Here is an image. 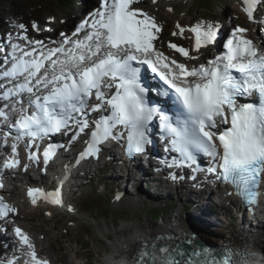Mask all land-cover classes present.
Here are the masks:
<instances>
[{
  "label": "snow or ice",
  "instance_id": "1",
  "mask_svg": "<svg viewBox=\"0 0 264 264\" xmlns=\"http://www.w3.org/2000/svg\"><path fill=\"white\" fill-rule=\"evenodd\" d=\"M140 2L99 0L71 35L60 33L59 40L30 37L28 26L20 23L6 42L0 41V150L11 141L0 177L21 166V144L38 167L42 155L46 172L64 147L51 142L57 134L68 135L70 143L84 141L77 163L99 158L109 141L121 144L130 159L144 155L154 143L152 125L158 121L166 151L176 154L165 166L191 170L170 172L168 179L196 180L204 172L230 185L254 209L264 197V37L257 44L248 38L247 28L237 25L229 30L221 53L201 59L223 26L199 21L187 29L192 47L169 41L174 54L167 55L157 43L164 26L137 7ZM262 4L264 0H243L250 22L264 24L254 15ZM176 29L173 36L188 38L179 22ZM31 30L51 29L33 21ZM259 31L264 33V27ZM200 156L208 158L207 167L199 163ZM23 167L27 171L28 165ZM27 195L33 205L40 199L63 205L62 184L53 191L29 188ZM68 211L75 209L69 205ZM10 214L17 209L0 196V218ZM14 231L19 255L0 264H50L23 229ZM133 264H264V249L246 238L211 248L195 234L162 233L144 242Z\"/></svg>",
  "mask_w": 264,
  "mask_h": 264
},
{
  "label": "rangeland",
  "instance_id": "2",
  "mask_svg": "<svg viewBox=\"0 0 264 264\" xmlns=\"http://www.w3.org/2000/svg\"><path fill=\"white\" fill-rule=\"evenodd\" d=\"M167 1L169 0L155 3V8H151L157 17V21H163L162 24L167 26L168 30L175 31L177 22L182 26H187L195 21L206 20V18H212L216 22L218 19L228 18V20L224 19L226 23H229V20H238V23L240 21L244 23L241 20L244 10L241 8L240 0H205V9L198 11H196V8L200 0L177 2L171 5ZM169 8L172 11H168ZM78 9L77 3H74V5L72 3V8L68 9L70 11L68 13L66 12L67 9L63 8L57 0H0V28L7 27L4 22L7 19L11 22L23 23L26 26L33 21H39L41 27H43L44 24L49 23L51 17H54V19L49 24L55 25L57 23L56 19H60L59 16L68 15L65 16L66 19L61 26L55 25L56 29H61L62 26L65 29L69 25L66 23L73 19V14L76 16L74 11H78ZM157 9L158 11H156ZM225 25L227 24L222 25L223 28H225ZM187 32L189 31L187 30ZM28 33L29 36L32 35L30 31ZM111 171L112 168L100 171L97 176L90 178L91 183L86 186L82 181H79L81 188L78 195L74 197L75 201L68 202L67 211L55 212L51 219L44 217L42 211L28 212V209H23L18 222L23 224L26 230L35 233L34 237L40 243V252L43 256L53 260L55 264H70L72 261V264H99V260L105 261L108 256L113 255L109 248L111 241L106 238V236H109L113 241L115 239L113 232H117L120 237H123L128 236L130 231L163 230L170 228L171 225L176 227L175 230H181L193 220L194 212L192 208H194V205L192 202L189 203L180 199L173 190V194L169 195L168 199L158 197L160 202L157 203L155 202L156 198L148 194L146 186L143 187V184H139L131 194H128V191L123 192L125 195L120 198L118 202L120 204L114 205L112 201L115 194L114 184L108 179ZM153 188L154 183L151 184L150 194ZM139 190L141 191L140 195H138ZM135 192L136 194H134ZM142 194L144 195L141 196ZM17 196L18 198L8 197L14 199L18 204L21 195L17 194ZM203 202L209 204L210 211L218 207L211 199ZM183 203H185V206ZM69 205L73 206L74 212L68 211ZM163 205L165 208H163ZM226 206L227 203L223 205L227 208ZM178 208L179 212H177ZM205 208L200 209L202 213H205L203 212ZM150 209L157 210V212H151ZM217 209L220 210V208ZM205 215L210 217V213ZM111 218L114 219L113 223ZM215 219L214 222L222 220V223H216L218 226L226 225L224 229L227 226L232 228L233 225H237L239 222L237 208L234 207V213L233 211L226 212V214L220 216V219L218 217H215ZM231 219L233 220L231 221ZM228 220L231 221V225H228ZM260 227L262 235L261 249H264V219ZM230 228L225 231L224 229L220 230V227L216 230H220L218 232L199 229L197 233H201L200 240L203 239V235H207L210 241L211 237H227L230 234ZM175 230L172 232H176Z\"/></svg>",
  "mask_w": 264,
  "mask_h": 264
},
{
  "label": "bare ground",
  "instance_id": "3",
  "mask_svg": "<svg viewBox=\"0 0 264 264\" xmlns=\"http://www.w3.org/2000/svg\"><path fill=\"white\" fill-rule=\"evenodd\" d=\"M167 2L168 3H177V2L183 3V2H191V0H169ZM141 3H142V0H141L140 4ZM140 4H138L136 6L139 7ZM93 5H94V1H93ZM96 6H97V3H95V7ZM71 21H72V19H70V22L69 23H66V24H70ZM13 28L15 29V31H18V27L17 26H14ZM66 29H68L67 26L65 27L64 30H66ZM224 30L225 29L222 27L220 33L223 34ZM66 31H69V30H66ZM220 35H219V38H220ZM247 36H248V38L252 39L255 43L260 44L261 38H259L258 36H256V32H252L251 34L249 33V34H247ZM37 37L40 38V36L36 35V39H37ZM219 38H218L217 42L215 43L216 48H217L216 50H218V48H220V47H218V45H219ZM55 39L56 40H59V37H56ZM2 41H5L6 42L7 40H2ZM157 43H158V46H159V42H157ZM214 53H215V51H214ZM204 57H206V56L203 55L201 57V59H203ZM208 58H211V57H208ZM183 60L184 59L182 58L181 61H183ZM133 163L136 166V160L134 162H132V164ZM87 164L88 165L85 166L84 170H82V171L79 170V174L78 175H77L76 169H74L75 172H76V176H74V174H72L71 177L69 179H67V180H65V175L71 173V167H70L69 171H67L65 173H62V174L53 173V177L50 175L49 176V179H51V182H50V185L51 186L49 185L50 189H52V188H54L56 186L57 187L58 186H61V184H62L63 192L65 194H67V197L69 198L68 199L69 200L68 202H74L75 201L74 200V197L76 195H78V191L81 188V185L78 182L79 181H82L83 184H84V180H85V182L88 181L90 178H92L96 174V172L99 169H102V168L105 167V164H103L102 166L94 169L93 167L89 166V164H90L89 161H87ZM138 167L139 166H136L135 167L136 168L135 169L136 172H125V171L123 172V171H119V170H117V171H111L109 173V175H108V179L111 182H113V184H114L113 185V188H114L113 190H115V192L116 191L117 192L118 191L119 192L120 191H123V192L128 191V194L129 193L131 194V193H133V190L138 186V184H141L144 179H145V181L148 180L147 173L150 170H155V169H153L151 167H146L145 170H142V172H141V170ZM85 169H86V171H85ZM87 169H90V170L87 171ZM157 173H159V172H157ZM58 177H59V179H58ZM163 177L164 176L161 175V178H163ZM57 180H59V181H57ZM149 181L152 182V180H149ZM84 186H85V184H84ZM45 187L46 186L44 184V187L42 189H44ZM173 190L175 191L176 196L179 197L182 200H186L190 196H194L196 194H199L198 192L191 190L189 187H186V189L180 188V187H173L172 188V191ZM63 192H62V194H64ZM116 194L114 195V198H113V204L114 205L115 204H120V203H118L119 200H116L115 199ZM140 194H141V191L139 190L138 195H140ZM164 194H166V195H172L173 193L172 192H164ZM164 194L161 192V196L162 197H165ZM143 195L144 194H142L141 196H143ZM150 195H152L154 197H157L155 202H157V203L160 202L159 201V198H158V197H160L159 195H154L152 193ZM208 199H210V196H208V194H201L200 197L197 196L194 199H189L188 200V201H190V202L193 203L194 209L195 208L196 209L193 211L194 212L193 213V216L194 217L192 216L193 220L190 223H187L184 226V228L181 229V230L180 229L175 230L176 227H174L173 225H171L170 228H165L163 230L152 229V230H149V231H141V230H135L134 232L130 231V233H129L128 236H123V237H120L119 236V233L113 232V236L115 238L113 241L109 238V236H106V238L111 241V243L109 244V248H110L111 254H113V255H110L111 256V262L112 263H110L109 261H107V259L104 261V263H106V264H122L121 263L122 260H123L122 259V256L124 254H127L129 256V252L131 251V249H135L136 245H138L141 242H145L146 239L148 240L150 237H152L154 235H158V234H162V233H170V234H174L175 236H177V235H183L185 233H189V234H195V237H196V233L199 232V229L200 230H211L212 232H218V231H220L222 229V227L220 226L221 229L218 230V231H216L220 227L217 226V225H215L211 220H209V218H206L208 220L206 222L204 220L203 221L202 220H199V219H197L198 221L196 220V216L201 217V218L209 217V216H206L205 214H202V212H199L200 209H202L203 207H207L208 206L207 202H203L204 200H208ZM214 202L216 203V205L218 207H220L219 200H215ZM14 206H15V208L19 209V212H18L17 217H21L20 214L23 213V209H20V207H19L20 205H18L16 202H15ZM150 206H152V205H150ZM223 210H227V209L224 207ZM207 214H209V213H207ZM250 214L253 216V218L250 216ZM250 214H249V217H247L250 220H248L246 218V216H245L246 214L240 215V216H238V219H241V220H239V222H238L237 225H233L234 227H232V228H230V226H227L226 227V230L228 228H230V234L227 237H224V236L217 237V238L216 237H211L212 238L211 239L212 240V244L219 245V244L224 243L227 240H239L241 238H246L248 240L254 241L255 242V245L258 248L261 249V245H262L261 236L262 235H261V232H260V229H261L260 225H261V222L263 220V212H257L256 214L250 213ZM232 220L233 219H231V221ZM243 220H245V221H243ZM231 221L228 220V222H227L228 225L229 224L231 225ZM195 224H196V226H195ZM174 230L176 232H172ZM205 236L203 235V239H202L203 241H198V242H201V243L206 244L205 241H207L210 238L207 237V235H205ZM213 238H215V239H213ZM34 241L38 242L35 239V237H34ZM72 263H73V261L70 262V264H72ZM67 264H69V263H67ZM128 264H133V262L132 263L131 262H128Z\"/></svg>",
  "mask_w": 264,
  "mask_h": 264
},
{
  "label": "trees",
  "instance_id": "4",
  "mask_svg": "<svg viewBox=\"0 0 264 264\" xmlns=\"http://www.w3.org/2000/svg\"><path fill=\"white\" fill-rule=\"evenodd\" d=\"M57 1L60 3V5L63 8L72 5V2H73V0H57ZM75 1H78V0H75ZM204 1L205 0H200V2L197 5V8H196L197 10L196 11H198L200 9H205ZM150 210H151V212H157V210H153V209H150ZM155 218H157V217H155ZM111 219H112V223H113L114 222V219L113 218H111Z\"/></svg>",
  "mask_w": 264,
  "mask_h": 264
},
{
  "label": "water",
  "instance_id": "5",
  "mask_svg": "<svg viewBox=\"0 0 264 264\" xmlns=\"http://www.w3.org/2000/svg\"><path fill=\"white\" fill-rule=\"evenodd\" d=\"M206 246H207V243H206ZM208 247H211V245L208 244ZM133 251H134V249H133ZM130 253H131V251L129 252V255H130ZM132 258H134V255L132 256ZM122 259H123L122 262H121L122 264H128V262H131V263L133 262V259H130V256H128L127 254H124L122 256Z\"/></svg>",
  "mask_w": 264,
  "mask_h": 264
}]
</instances>
